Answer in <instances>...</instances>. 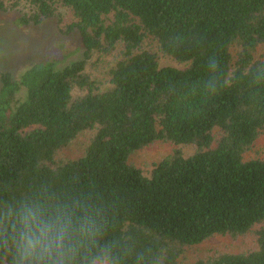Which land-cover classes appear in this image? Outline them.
Wrapping results in <instances>:
<instances>
[{
    "label": "trees",
    "instance_id": "16d2710c",
    "mask_svg": "<svg viewBox=\"0 0 264 264\" xmlns=\"http://www.w3.org/2000/svg\"><path fill=\"white\" fill-rule=\"evenodd\" d=\"M61 8L77 56L0 74V195L77 182L142 264H264V153L249 154L264 135V0H0L17 26ZM213 58L217 92L204 84ZM155 144L171 151L134 161ZM212 238L250 246L203 247Z\"/></svg>",
    "mask_w": 264,
    "mask_h": 264
},
{
    "label": "clouds",
    "instance_id": "9594fccd",
    "mask_svg": "<svg viewBox=\"0 0 264 264\" xmlns=\"http://www.w3.org/2000/svg\"><path fill=\"white\" fill-rule=\"evenodd\" d=\"M205 88L220 87L219 63H207ZM253 82L264 83L256 71ZM72 182L42 183L19 196L0 195V264H142L143 254L108 239L104 208L93 191Z\"/></svg>",
    "mask_w": 264,
    "mask_h": 264
},
{
    "label": "rangeland",
    "instance_id": "374dc122",
    "mask_svg": "<svg viewBox=\"0 0 264 264\" xmlns=\"http://www.w3.org/2000/svg\"><path fill=\"white\" fill-rule=\"evenodd\" d=\"M13 2V1H12ZM15 10L5 9L0 12V74L5 70L18 71L25 64L40 59H61L64 56H77L79 49V38L76 32L65 33V25L71 22V14L65 9H58L60 15L55 16L41 23L40 25L17 26L15 21ZM16 12V11H15ZM63 33H61V31ZM113 60V56L105 60L93 62L89 71L95 79L103 80L107 71V64ZM163 64L168 63L162 60ZM88 142V134L78 136L68 147L65 148L62 156L64 158H77L83 152ZM170 146L155 144L151 148L135 154L133 159L141 165L150 166L157 162L159 158L171 151ZM264 153V135L255 144L253 151L249 154ZM246 243V241H244ZM242 242L232 243L224 238H212L203 247L221 246L228 248L232 252L242 249Z\"/></svg>",
    "mask_w": 264,
    "mask_h": 264
}]
</instances>
